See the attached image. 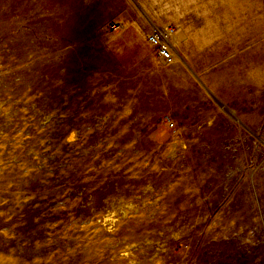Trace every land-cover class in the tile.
Instances as JSON below:
<instances>
[{"label":"rangeland","instance_id":"374dc122","mask_svg":"<svg viewBox=\"0 0 264 264\" xmlns=\"http://www.w3.org/2000/svg\"><path fill=\"white\" fill-rule=\"evenodd\" d=\"M0 264H264V0H0Z\"/></svg>","mask_w":264,"mask_h":264},{"label":"built area","instance_id":"2783aa9c","mask_svg":"<svg viewBox=\"0 0 264 264\" xmlns=\"http://www.w3.org/2000/svg\"><path fill=\"white\" fill-rule=\"evenodd\" d=\"M165 30H151L144 35L145 42L154 48L160 63L169 64L173 59V48L167 42ZM165 123L168 127H173L170 118H166Z\"/></svg>","mask_w":264,"mask_h":264},{"label":"bare ground","instance_id":"6f19581e","mask_svg":"<svg viewBox=\"0 0 264 264\" xmlns=\"http://www.w3.org/2000/svg\"><path fill=\"white\" fill-rule=\"evenodd\" d=\"M160 29H161V28H160ZM163 29H164V28H162V30H163ZM170 37L172 38V41L175 42V39L173 38V36H172L170 33H168V35H167V39H166L167 42H168V44L170 43L169 40H171ZM168 39H169V40H168ZM173 44H174V43L171 42V43L169 44L170 47L173 46ZM220 106H221L223 109H225V106H223V104H220Z\"/></svg>","mask_w":264,"mask_h":264}]
</instances>
